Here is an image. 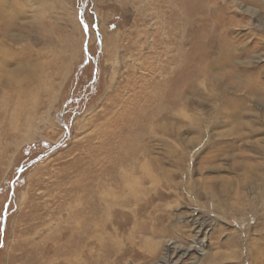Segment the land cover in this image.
<instances>
[{"label":"rangeland","instance_id":"1","mask_svg":"<svg viewBox=\"0 0 264 264\" xmlns=\"http://www.w3.org/2000/svg\"><path fill=\"white\" fill-rule=\"evenodd\" d=\"M0 90V264H264V0H0Z\"/></svg>","mask_w":264,"mask_h":264},{"label":"bare ground","instance_id":"2","mask_svg":"<svg viewBox=\"0 0 264 264\" xmlns=\"http://www.w3.org/2000/svg\"><path fill=\"white\" fill-rule=\"evenodd\" d=\"M10 73V72H9ZM8 76V75H7ZM39 77V76H38ZM5 79V78H4ZM29 79V78H28ZM38 79V78H37ZM8 80V79H7ZM31 80V79H30ZM39 80V79H38ZM40 80H41V78H40ZM6 81V80H5ZM43 81V80H42ZM33 83V82H32ZM45 83V82H44ZM43 83V84H44ZM32 85V84H31ZM37 85V84H36ZM29 86V85H28ZM33 86V85H32ZM39 86V85H38ZM44 86V85H43ZM46 86V85H45ZM26 89H27V87H25ZM30 89V88H29ZM28 89V90H29ZM33 89H34V87H33ZM36 89V88H35ZM38 89V88H37ZM22 90V89H21ZM24 90V89H23ZM1 91V90H0ZM31 91V90H30ZM32 92V91H31ZM53 93V92H52ZM30 94V93H29ZM37 94V93H36ZM20 95H22L21 97H20ZM17 97H19L17 100H15V102H16V105L13 103V105L12 106H10L9 107V105L7 104L6 105V110L5 111H8V112H10L11 110L13 111V112H16L18 109H20V108H25V106H27V103H26V101H27V98L29 97V95H28V93H27V91H22V92H19V94L17 95ZM11 99V98H10ZM29 100V99H28ZM11 101V100H10ZM4 106V105H3ZM34 106V105H33ZM2 111H4V110H2ZM30 112V111H29ZM4 113V112H3ZM2 114V113H1ZM5 114V113H4ZM13 114V113H12ZM9 115V114H8ZM4 120V119H3ZM8 128V127H7ZM28 137H30V136H28ZM26 139V138H25ZM108 168V167H107ZM108 170V169H107ZM105 171V170H104ZM125 172V171H124ZM123 172V173H124ZM102 173V172H101ZM115 173V172H114ZM104 175V174H103ZM105 176H106V174H105ZM123 176H125V175H123ZM100 178V177H99ZM123 178V180H126L127 178H125V177H122ZM129 179H131V177L129 178ZM132 181L131 182H133V183H131V184H133L134 185V183H137V181H136V179L135 178H132L131 179ZM141 180V178H139V180L138 181H140ZM128 181V180H127ZM119 182V181H118ZM124 182V181H123ZM97 183H98V180H97ZM99 184H101V183H99ZM95 186V185H94ZM127 186V185H126ZM129 186V185H128ZM89 188V187H88ZM103 188V187H102ZM89 192H91V189H90V191ZM93 192H95V190H93ZM86 195V194H85ZM106 195V194H105ZM82 196H84V195H82ZM99 197V196H98ZM86 198V197H85ZM113 198V197H112ZM99 199V198H98ZM98 203V202H97ZM92 205L94 204V203H91ZM96 208V207H95ZM86 219V218H85Z\"/></svg>","mask_w":264,"mask_h":264}]
</instances>
